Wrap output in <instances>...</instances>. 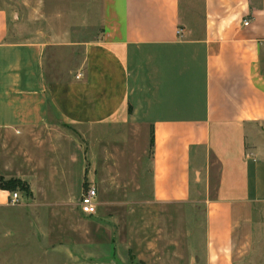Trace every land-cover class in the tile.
Wrapping results in <instances>:
<instances>
[{"label": "crops", "instance_id": "obj_1", "mask_svg": "<svg viewBox=\"0 0 264 264\" xmlns=\"http://www.w3.org/2000/svg\"><path fill=\"white\" fill-rule=\"evenodd\" d=\"M15 3L39 32L23 35V18L0 6V142L45 146L48 169L6 178L29 186L32 220L0 189V264H116L122 252L141 264H264V0ZM56 122L96 132L118 164L126 145L138 153L126 205L146 214V233H54L69 227L56 207L95 217L80 199L97 175L74 138L62 151ZM39 186L50 196L33 197ZM185 212L196 214L189 232Z\"/></svg>", "mask_w": 264, "mask_h": 264}, {"label": "rangeland", "instance_id": "obj_2", "mask_svg": "<svg viewBox=\"0 0 264 264\" xmlns=\"http://www.w3.org/2000/svg\"><path fill=\"white\" fill-rule=\"evenodd\" d=\"M15 1L19 0H0V6H2L4 2H9V4H11L13 9L16 11L15 21L18 22L20 18H23V35H30V32L31 34L33 32H39L38 30L33 29L34 27H36V25L32 26V24L29 22L30 14H28V12H21L20 14L18 13V11L21 10L20 7L22 6L16 4ZM74 33L75 36H79L80 31H72L73 35ZM85 34L86 32L81 35L84 36ZM50 61L52 62V64L48 62L47 68H51L52 66L56 68L58 67V65L61 66L63 64V61H61V59L59 60L55 58V60L51 59ZM55 125V128H58V132L61 133L65 141L60 142V144L62 142L64 144L62 151L66 152V149L64 147H66L67 145V139L74 138L83 147V149L87 151L86 163L88 168H90L91 165H96L97 175L95 176L96 180H94L93 184L95 185L98 202L100 204L97 208V213L93 218H86L80 215L76 205H70L68 208L56 207L55 215H64L66 218L67 215L69 216V227L68 229L66 225L62 227V222H57L54 228V233H123L122 237H124L125 241L128 240L130 233H146V214L144 215L142 209L133 207V205H126V203L130 202V195L132 194L131 185H133L137 179L135 173H139L142 167L138 166L137 162L139 161V159L137 158V156H134L138 153L136 151H132V149L128 148V146L126 145L122 148V152L124 153L120 154L121 159L119 158L120 164H118V161L116 162L115 158L111 157L113 154L111 152H114V150L110 144L105 145L103 148L102 143L99 144L94 141L97 135L96 132L91 130L79 131L72 127L62 126L57 122L55 123ZM48 139L49 137L46 135L44 137V140L46 141ZM42 143L39 144L42 145ZM33 144L34 143L31 141H24L19 143V145H16L15 149L13 148V143L9 144L7 149H2V142H0V175L2 176V178L0 177V179L7 181L8 179L6 178L15 176V169L20 170L23 176L29 177L33 180L36 179V173L33 170H36L38 168V171L40 173H47L48 159L45 155L46 152L43 151L45 150V146H40L38 152L36 151V147L34 146L35 144ZM140 160L142 162V158ZM3 169L4 171L8 170V173H2ZM45 177L47 178V176ZM75 177L76 174L74 176V179ZM112 177L118 179L119 182L116 183V179L112 180ZM103 179L106 180L102 182ZM42 187L43 188L41 189V187L39 186L40 190H38V193L33 195V197L46 196V193H49L48 195L50 196L51 193L46 190V187ZM13 192H16L18 194L20 198V205L24 204L26 206L31 204L32 196L31 198L29 196H25L18 189H15ZM58 192L60 193V190ZM107 202H112L113 205H107ZM101 203L104 204L101 205ZM21 209L22 212H24V214H26V216L28 217V220L34 219V217L31 216L33 215V213H36L33 208H31L30 206H26ZM191 213L192 212H185L183 214L182 228L184 231L189 232L190 230H192V228H196L195 226H190V218H192L193 220L196 219V214L192 215ZM62 229L64 231H62ZM73 239L75 240V238ZM68 248L70 247H67L66 249ZM120 255L124 259V262L121 263L120 261H117L115 262L116 264H125V262L126 264L127 262H130L131 264H138L136 259V255L139 256L138 254H130V259L128 258V260L127 256L124 255V252L120 253ZM30 256H40V261L46 260V257H42V254L35 255L33 253L30 254ZM116 259L117 258L114 257L113 261ZM50 261L54 264H62L63 262L67 261V258L66 255L62 256L58 254H52L50 257Z\"/></svg>", "mask_w": 264, "mask_h": 264}, {"label": "built area", "instance_id": "obj_3", "mask_svg": "<svg viewBox=\"0 0 264 264\" xmlns=\"http://www.w3.org/2000/svg\"><path fill=\"white\" fill-rule=\"evenodd\" d=\"M243 26H248V22L244 21ZM181 31H178L180 33ZM96 199L97 191L96 188L92 185H88L84 190L81 199L80 206L83 209L84 213L88 216H93L96 214ZM8 204L15 206L19 204V196L16 192H13L9 196Z\"/></svg>", "mask_w": 264, "mask_h": 264}, {"label": "trees", "instance_id": "obj_4", "mask_svg": "<svg viewBox=\"0 0 264 264\" xmlns=\"http://www.w3.org/2000/svg\"><path fill=\"white\" fill-rule=\"evenodd\" d=\"M0 189L5 190L10 193H13L15 189H18L25 196H30L29 186L27 185V183L19 179H9L7 181L0 179ZM138 264H141V263H138Z\"/></svg>", "mask_w": 264, "mask_h": 264}]
</instances>
